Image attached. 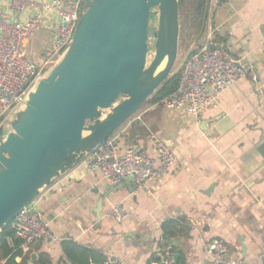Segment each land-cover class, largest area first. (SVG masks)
Instances as JSON below:
<instances>
[{
	"label": "crops",
	"instance_id": "obj_1",
	"mask_svg": "<svg viewBox=\"0 0 264 264\" xmlns=\"http://www.w3.org/2000/svg\"><path fill=\"white\" fill-rule=\"evenodd\" d=\"M9 2L0 0V16L12 15ZM211 13L217 39L254 65L258 82L238 79L197 118L143 104L110 135L121 154L134 147L155 156L154 138L175 152L176 163L150 183L151 193H135L127 181L109 189L114 186L84 163L91 145L79 151L33 199L52 237L22 251L18 264H87L95 262L94 254L122 264H162L169 255L175 262L183 255L184 264H206V246L215 238L228 244L230 258L264 264V0H225ZM161 108L183 116L180 125L167 126ZM116 204L128 210L126 219L109 215ZM169 220L184 224L173 228L176 236L164 238ZM7 260L0 247V264Z\"/></svg>",
	"mask_w": 264,
	"mask_h": 264
},
{
	"label": "water",
	"instance_id": "obj_2",
	"mask_svg": "<svg viewBox=\"0 0 264 264\" xmlns=\"http://www.w3.org/2000/svg\"><path fill=\"white\" fill-rule=\"evenodd\" d=\"M156 6L164 17L167 0H87L69 49L30 93L24 118L0 146V231L33 201L65 159L108 138L169 78L171 63L142 83L144 73L151 75L166 56L162 41L147 68L148 24ZM121 95L127 98L114 113L87 127L89 119L99 117L100 109ZM86 129L92 131L88 138ZM117 187L122 183L108 188Z\"/></svg>",
	"mask_w": 264,
	"mask_h": 264
},
{
	"label": "built area",
	"instance_id": "obj_3",
	"mask_svg": "<svg viewBox=\"0 0 264 264\" xmlns=\"http://www.w3.org/2000/svg\"><path fill=\"white\" fill-rule=\"evenodd\" d=\"M221 1L208 0L209 10ZM84 0H10L12 15L0 16V118L29 99L40 75L69 49L80 16L86 11ZM40 30L49 32L48 48L41 53V63L26 57L27 43ZM179 86L161 100L165 107L186 112L193 117L217 106L220 96L242 77L258 82L256 68L250 62L234 56L228 46L217 39L209 28L206 41L191 52L180 69ZM155 156L130 147L120 153L115 138L109 136L84 157V163L111 185L134 178L133 191L151 193L150 183L169 173L177 161L175 152L164 139L154 138ZM109 215L119 221L126 219L128 210L116 204ZM14 233L7 237L12 251H29L41 239L52 237V231L41 213L30 202L11 222ZM229 246L219 238L206 246V264H245L232 259ZM165 263L174 264L171 255ZM94 264V263H90ZM102 264H122L117 257H108Z\"/></svg>",
	"mask_w": 264,
	"mask_h": 264
},
{
	"label": "rangeland",
	"instance_id": "obj_4",
	"mask_svg": "<svg viewBox=\"0 0 264 264\" xmlns=\"http://www.w3.org/2000/svg\"><path fill=\"white\" fill-rule=\"evenodd\" d=\"M177 1L178 0H176L174 4L173 12L172 10L169 9V2H168V10L166 7V13L164 17L161 6L153 7L151 9L150 19L148 24L147 68L155 60L159 44L162 41H165L166 55L168 56V62H166L165 67L167 68L170 63L173 64L172 70L169 72L168 77L180 71L185 58L188 56V54L191 51H193L194 49L196 50L201 46V43L205 41V33L207 36L209 28L212 27V20H211L212 10L211 9L209 10V5L207 7L208 15L205 21V28L203 30H200L197 25L198 22L195 19V12H194L195 1L186 0L185 3H183V5L180 8L179 5H177ZM165 19L167 21H165ZM169 21L171 22L172 28L174 27L173 28L174 31L171 30L172 34L169 33L170 31L168 27ZM172 28L170 27V29ZM175 47L177 48L176 52H174ZM25 53L28 59L34 60L37 63L41 62L42 52L41 53L39 52V48L36 44L33 43V40L30 43H27L25 48ZM61 59H59V61L57 60L55 63H52L51 67L40 75L38 81L34 85L33 90L36 89L39 81H41L42 79H46L48 77L50 72L60 62ZM166 68H164L163 70L161 69V71L156 76H158L163 71H165ZM156 76L150 77V74L145 72L142 77V83L145 84L149 83ZM126 98H127L126 95H121L110 107L100 109V116L95 119H89L86 123L87 127L97 121L101 122L107 119L110 116V114L116 111L117 106ZM148 100L145 101L143 107L149 106L150 103ZM27 103L28 100L19 103L15 108L11 109L4 115L0 123V146L7 139L8 135L14 131V125L24 118V115L26 114ZM161 109L162 110L160 112L162 113V121L167 126L172 128V127H176L177 125H180L181 123L180 121H182L181 117L183 116H181L179 113L178 115L180 116L176 114H170L169 113L170 111L167 110V108L166 109L161 108ZM135 113L138 114L139 110ZM91 133L92 131L86 129L84 131V138H88L91 135ZM88 146L89 144L85 145L80 153L85 152ZM78 153L79 151L74 152L67 159H65L64 163L62 164V167L66 165L67 162L69 163L70 161H73L75 158H77L79 156ZM3 167H4L3 164L0 162V169H2Z\"/></svg>",
	"mask_w": 264,
	"mask_h": 264
},
{
	"label": "trees",
	"instance_id": "obj_5",
	"mask_svg": "<svg viewBox=\"0 0 264 264\" xmlns=\"http://www.w3.org/2000/svg\"><path fill=\"white\" fill-rule=\"evenodd\" d=\"M186 0H178L179 8L185 3ZM195 1V19L198 22V28L200 30H203L205 28V21L207 19V7H208V0H194ZM84 2H87V0H84ZM83 2V3H84ZM49 36L48 31H42L37 34V36L33 39V43L36 44L39 48V52H43L48 48L47 44V38ZM43 39H46V41H43ZM37 63V62H36ZM41 63V62H40ZM37 63V64H40ZM180 82V72L173 74L170 76L156 91L155 93L149 98L150 103H160L162 99L167 97L168 95L172 94L179 86ZM3 117L0 118V123L2 121ZM184 224L183 220H169L163 224V231H164V238L167 237H173L176 236V231H173V228H176L177 226H180ZM14 233L13 228L11 226V223L9 225H6L3 227L0 231V247L4 250V254L8 255V260L5 264H18L16 262V256L22 254V250H16L12 251V249L9 247L7 242V237L12 235ZM96 255V256H95ZM94 257L96 258L95 262L92 261L94 264H102L106 259L101 254H94ZM154 261H159L160 258L154 255L153 257ZM91 262H88L87 264H90ZM174 264H184V257L181 255V257L174 263Z\"/></svg>",
	"mask_w": 264,
	"mask_h": 264
},
{
	"label": "bare ground",
	"instance_id": "obj_6",
	"mask_svg": "<svg viewBox=\"0 0 264 264\" xmlns=\"http://www.w3.org/2000/svg\"><path fill=\"white\" fill-rule=\"evenodd\" d=\"M168 2H169V9L170 10H172V12H173V7H174V4H175V2H176V0H167V10H168ZM167 17V16H166ZM167 19V18H166ZM165 19V21H167ZM168 25V24H167ZM166 27V26H165ZM168 27H169V33L170 34H172V31H174L173 30V28H172V26H171V22L169 21V25H168ZM170 27L172 28V29H170ZM172 30V31H171ZM169 34V35H170ZM164 37V36H163ZM170 37V36H169ZM170 39V38H169ZM166 62H168V56L166 55L165 56V58L162 60V62L157 66V68L154 70V72L152 73V75H150V77H153V76H156L160 71H161V69L163 70L164 68H166L165 66H166ZM168 64V63H167ZM164 67V68H163ZM35 91V89L33 90V92ZM86 145H88V144H86ZM84 148V146L82 147V149ZM82 149L80 150V152L82 151Z\"/></svg>",
	"mask_w": 264,
	"mask_h": 264
}]
</instances>
